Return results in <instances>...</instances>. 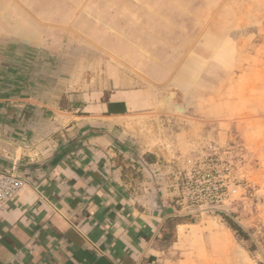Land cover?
I'll use <instances>...</instances> for the list:
<instances>
[{
    "label": "rangeland",
    "instance_id": "374dc122",
    "mask_svg": "<svg viewBox=\"0 0 264 264\" xmlns=\"http://www.w3.org/2000/svg\"><path fill=\"white\" fill-rule=\"evenodd\" d=\"M21 1L14 0L15 6ZM40 1L58 17L55 25L42 20L48 46L39 58H25L27 52H38L21 41L20 30L13 41L0 44V155L13 148L11 124L20 127L23 116L36 120L41 115L23 104L27 94L64 100L77 83L94 79V86L108 85L107 73L100 71L103 59L129 67L139 62L148 69L171 66L163 82L158 80L165 73H142L161 88L153 91L155 107L128 111L125 125L111 121L110 129L135 135L126 141L130 150L125 151L124 174L140 203L162 215H180L184 224L210 227L212 222L216 228H209L203 241L194 226H178V243L152 263L207 264L213 254L217 264L264 263V0ZM13 13L15 22L26 16L31 23L38 21L34 10ZM163 30L174 36L173 42L163 43L174 56H146L144 39ZM126 51L136 57L117 56ZM86 59L94 61L92 68ZM76 66L88 69L87 74L72 75ZM165 96L189 109L164 106ZM42 127L50 130L53 124ZM150 147L159 154V164L151 165L152 158L142 154ZM141 154L148 163L133 165L132 158L142 159ZM224 217L249 230L251 240L239 241ZM253 241L258 249L251 253L247 247Z\"/></svg>",
    "mask_w": 264,
    "mask_h": 264
},
{
    "label": "crops",
    "instance_id": "0c3cea01",
    "mask_svg": "<svg viewBox=\"0 0 264 264\" xmlns=\"http://www.w3.org/2000/svg\"><path fill=\"white\" fill-rule=\"evenodd\" d=\"M19 8L36 11L38 21L31 23L26 16L15 22L13 10ZM47 10L40 0H22L18 6L14 0H0V44L13 41L15 31L20 30L17 36L21 41L32 43L38 52H27L25 58H39L48 46L42 20L55 25L58 17ZM31 32L36 34L33 38ZM153 34L143 41L148 46L146 56H174L163 44L174 41L172 33L163 30ZM89 39L96 41L91 36ZM101 41L106 42L104 35ZM117 56L134 58L136 54L126 51ZM86 63L87 68L94 66V61L88 64L86 59ZM104 63L100 71L107 73L108 85L94 86L92 79L70 86L64 100L60 96L43 99L28 94L22 99L24 105L41 115L36 120L23 116L20 127L11 124L8 134L13 148L5 157L0 155V170L14 171L24 180L11 202L0 207V264H143L146 258L153 262L164 252L156 249L155 243L168 215L140 203L124 174L129 159L125 151L130 150L126 141L135 135L129 136L125 129L116 133L110 123L124 126L128 111L155 107L158 99L153 91L161 88H156L155 79L143 74L165 73L158 82L167 81L166 68L171 66L162 70L151 65V70L139 62L130 64L133 69L111 59H103ZM78 66L70 71L72 75L87 74L88 69L83 72ZM47 122L53 124L52 129L42 127ZM142 154H151V165L159 164V154L151 147ZM142 154V159L132 158L133 165L141 160L148 163ZM186 225L194 226L201 240L208 236L209 228H216L212 222L210 227L206 222L178 226ZM208 261L217 264V254Z\"/></svg>",
    "mask_w": 264,
    "mask_h": 264
},
{
    "label": "trees",
    "instance_id": "16d2710c",
    "mask_svg": "<svg viewBox=\"0 0 264 264\" xmlns=\"http://www.w3.org/2000/svg\"><path fill=\"white\" fill-rule=\"evenodd\" d=\"M151 154H147L145 159H150ZM225 218L227 225L233 230L235 236L239 241H250V231L244 229L239 223L233 221L232 219ZM184 223V218L180 215H169L162 224L160 235L157 237L156 242L158 243V249L164 250L169 245H172L176 241V231L179 224ZM247 249L253 253L258 249V245L253 241ZM143 264H154L148 258L145 259ZM259 264H264L259 262Z\"/></svg>",
    "mask_w": 264,
    "mask_h": 264
},
{
    "label": "built area",
    "instance_id": "2783aa9c",
    "mask_svg": "<svg viewBox=\"0 0 264 264\" xmlns=\"http://www.w3.org/2000/svg\"><path fill=\"white\" fill-rule=\"evenodd\" d=\"M24 180L14 171L0 170V207H3L18 194Z\"/></svg>",
    "mask_w": 264,
    "mask_h": 264
},
{
    "label": "water",
    "instance_id": "95a60500",
    "mask_svg": "<svg viewBox=\"0 0 264 264\" xmlns=\"http://www.w3.org/2000/svg\"><path fill=\"white\" fill-rule=\"evenodd\" d=\"M170 99H171L170 96H165V97H163V100H162L163 105H164V106H167V105H168L169 107H171V108H175V109H177V110H179V111H185V107H184V106H182V105H180V104H178V103L171 104V103H170Z\"/></svg>",
    "mask_w": 264,
    "mask_h": 264
}]
</instances>
